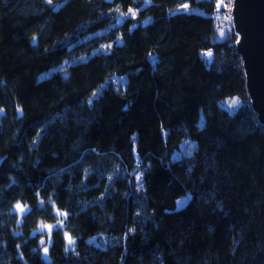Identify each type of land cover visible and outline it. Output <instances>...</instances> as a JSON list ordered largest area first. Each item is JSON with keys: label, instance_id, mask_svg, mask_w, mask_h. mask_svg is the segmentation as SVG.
Returning a JSON list of instances; mask_svg holds the SVG:
<instances>
[{"label": "trees", "instance_id": "1", "mask_svg": "<svg viewBox=\"0 0 264 264\" xmlns=\"http://www.w3.org/2000/svg\"><path fill=\"white\" fill-rule=\"evenodd\" d=\"M148 1L0 0V264H264L237 36L217 0Z\"/></svg>", "mask_w": 264, "mask_h": 264}, {"label": "water", "instance_id": "2", "mask_svg": "<svg viewBox=\"0 0 264 264\" xmlns=\"http://www.w3.org/2000/svg\"><path fill=\"white\" fill-rule=\"evenodd\" d=\"M232 16L247 96L264 130V0H233ZM44 242L39 239L38 246Z\"/></svg>", "mask_w": 264, "mask_h": 264}, {"label": "rangeland", "instance_id": "3", "mask_svg": "<svg viewBox=\"0 0 264 264\" xmlns=\"http://www.w3.org/2000/svg\"><path fill=\"white\" fill-rule=\"evenodd\" d=\"M150 1H154V0H150ZM223 1L224 0H217V8L218 10H220V14H219V17L221 19L220 21V27H221V24L223 22V18H222V14H221V9H222V6L224 5L223 4ZM146 3H148L149 1L148 0H145ZM181 10L185 11V12H190V11H193L192 9L186 7V6H183L181 8ZM134 12L133 11H128L126 13V16L129 15L131 17H134ZM229 34L228 31L226 30H223V29H219V36L220 37H223L224 35H227ZM237 42V40H236ZM235 42V44H236ZM107 48L106 47H103L101 48V50H106ZM205 55L207 58L211 57V51L210 50H207L205 51ZM66 66V65H65ZM63 66V67H65ZM55 70H58V69H55ZM47 74H50V73H45V75ZM239 98L238 97H231V98H228V99H225V100H222L219 102V105L223 108V109H226L227 111L229 112H233L235 111V109L239 106L240 104V101L238 100ZM233 101H235L236 103H233ZM200 120L203 121V114L201 113L200 114ZM133 139L135 141V135L133 136ZM195 146H196V143L195 141L191 140V139H188V138H185L181 141L180 143V147H179V150H177L173 156H172V159L175 160V159H179V158H182L184 156H188L190 154H192L193 150L195 149ZM142 174L141 172L137 173L136 174V177H135V185L140 188L142 186V178H141ZM185 202V199H181L178 201L177 203V206L180 207L181 205H183ZM16 209L18 210L19 208L16 207ZM42 229H45L47 231H49L51 229V226H44ZM44 238L46 239V242L44 244V246L40 247V252L42 253V256L43 257H46V254H47V247H48V243L49 241L47 240V237L44 236ZM72 242V240H70ZM92 242H95V239L92 238V240H90Z\"/></svg>", "mask_w": 264, "mask_h": 264}, {"label": "built area", "instance_id": "4", "mask_svg": "<svg viewBox=\"0 0 264 264\" xmlns=\"http://www.w3.org/2000/svg\"><path fill=\"white\" fill-rule=\"evenodd\" d=\"M223 6L221 9V14L223 18V22L221 24V29L228 31L231 34H235L234 26H233V0H224Z\"/></svg>", "mask_w": 264, "mask_h": 264}, {"label": "snow or ice", "instance_id": "5", "mask_svg": "<svg viewBox=\"0 0 264 264\" xmlns=\"http://www.w3.org/2000/svg\"><path fill=\"white\" fill-rule=\"evenodd\" d=\"M233 103H236L235 101H233ZM17 207L19 208V210L20 211H23V209L22 208H20V206L19 205H17ZM61 215H63L62 213H61ZM70 243H71V241H70Z\"/></svg>", "mask_w": 264, "mask_h": 264}]
</instances>
